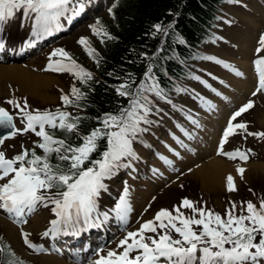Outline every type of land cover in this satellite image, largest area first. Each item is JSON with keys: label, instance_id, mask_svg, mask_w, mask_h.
<instances>
[{"label": "snow or ice", "instance_id": "snow-or-ice-1", "mask_svg": "<svg viewBox=\"0 0 264 264\" xmlns=\"http://www.w3.org/2000/svg\"><path fill=\"white\" fill-rule=\"evenodd\" d=\"M90 3L91 0H0V28L19 12L21 23L25 20L29 23L30 36L39 39L54 28L63 27L61 17L71 20ZM114 7L108 8L113 17ZM227 22L232 23L231 20ZM89 27L101 42L105 38L115 39L99 16ZM153 28L167 33L172 22L168 25L158 22ZM174 38L185 42L178 32L174 33ZM78 43L99 65L98 51L91 45L89 37L81 35ZM3 44L4 40L0 39V45ZM255 53L253 64L258 83L253 96L264 91V29L258 33ZM54 55L59 59H49L45 67L71 73L73 80L80 81L81 86L72 83L68 92L61 90L59 99L63 106L57 104L52 109H33L26 97L21 99L15 95L5 97L15 111L0 104V128L4 129L0 133V145L6 138L29 130L38 137L31 146L21 143L20 150L11 155L0 148V210L22 225L26 223L27 214L41 205H50L53 215L41 234L53 237L61 232H75L81 227H100L114 215L120 223L122 235L110 242L113 246L97 247L88 264H264V194L255 201H237L229 196L223 213L208 207L204 200L195 201L183 196L171 207H159L149 218L138 217L139 225L130 228L129 213L132 209L125 182L114 205L101 211L98 198L107 188L106 179L121 168L134 165V161L140 158L134 142L147 143L143 134L151 131V125L160 122V113L165 110L157 103V98L184 112L193 124L199 126V121L173 102L168 89L162 86L156 74L157 61L153 59L157 52L139 53V57L146 59V66L139 77L131 70L124 75L115 70L108 73L118 80L110 87L120 97L127 98V102L118 101V107L101 111L94 117L77 109L90 106L88 92L84 88L94 91L91 83L100 81H94V73L64 47L52 49L49 57ZM233 71L244 75L238 68L233 67ZM188 75L202 79L192 72ZM174 88L178 92L188 91L179 85H174ZM192 91L204 107H214L211 101ZM254 103L253 99H248L231 112L218 138V153L247 161L253 149L237 146L225 151V142L231 135L241 132L264 139V130H250L248 120L237 119ZM69 106H73V111H69ZM16 116L22 118V127H17ZM57 129L61 135L57 134ZM185 134L191 135L187 130ZM176 139L183 143L179 137ZM171 150L179 155L176 149ZM235 171L243 177L245 165L238 162ZM226 188L229 193L237 190L232 172L226 176ZM19 230L23 242L30 248L49 250L30 239L27 229L21 227ZM0 261L2 264H25L5 243H0Z\"/></svg>", "mask_w": 264, "mask_h": 264}, {"label": "rangeland", "instance_id": "rangeland-1", "mask_svg": "<svg viewBox=\"0 0 264 264\" xmlns=\"http://www.w3.org/2000/svg\"><path fill=\"white\" fill-rule=\"evenodd\" d=\"M240 5L237 6V8H233V12L235 14V22L233 21V27L229 29L228 31H224L226 36H233V43L228 46V48L223 47L221 49H216L217 51H222L221 54L225 59L223 61L226 62V64H230L231 68H222L221 75L219 76V79L221 80L220 83H215V88L219 89V92H215L214 89L212 90L214 93H210L207 97V100L211 101L214 106L219 101L216 98H219V95L222 97H227V99H224V102L219 104L217 103V110L214 113L212 108H206L203 104H199L196 114L193 116L196 117V119L200 122H202V119L205 118L206 127H199L193 128L194 130V137L188 136L187 140H193L194 144H200L201 142H204L205 145L201 146L200 149L197 150H181V153L184 157H189L190 161L184 165H182L179 161L175 160V166L176 167H184L179 169L176 172H170V171H164V173L169 174V180L165 182L160 187L154 188L150 184H142L141 190L143 192L147 189L149 191V195L147 196L145 201H142L139 206H135L140 209V216H144L145 218H149L152 216L159 207L161 206H172V204L177 203L181 197L188 196L191 199L195 198L196 201L198 197H202L204 201H206L208 204H212L213 207L222 209L226 205V201L229 196L231 198H238L242 197L244 195L249 196L248 190L253 187L256 189V186L258 185L261 187V189L264 191V169H261L259 167L250 166L248 169V173H246V177L244 179L235 180L237 184V190L229 193L226 188V183L222 186H212V187H206L204 188L203 185H201V182L199 178L194 174L191 173L190 170L194 169L196 166H200L202 162H205L207 160L212 159V155H215L216 157H219L226 162H239V160L232 159L229 157H225L220 153H215L214 147L217 140V134L220 130V127L223 125L226 117L221 118L220 120H210V117H216L217 115L224 113L225 110H234L237 107H239L242 103L246 102L248 99H253L255 101L252 108L246 110L245 113H242L241 116L237 119H246L249 121L248 128L250 130L256 131V130H264V120L262 119V113L264 112V91L257 92L253 96V92L255 91V88L257 86V83L253 82V77L251 81V87L250 89L246 91L237 90V86L239 85V81L242 80L241 78L250 77V68L248 67V58L253 49L255 50L257 46L258 41V33L264 29V0H239ZM99 14L106 16L105 10H102ZM98 14V15H99ZM20 13L18 12L16 14V18H12L8 22V26H12L13 29L16 30V33L20 36H23L24 33H21V30L24 29L27 26H24L25 23H21V17ZM18 21V22H16ZM110 21V18L107 20ZM25 22L28 23L27 20ZM29 25V23H28ZM90 24L88 25H82L77 30H73L67 35H64L62 40L59 42H54L48 47H45L40 52H35L33 55L29 56L28 58H25V60L17 62H11V63H21L23 65H27L30 62H34L39 64V66H35L36 71H39L41 69L44 71L45 64L43 62L48 61L49 59H59L58 55H54L52 57H49V53L52 51V49L62 46L67 51H69L73 57L80 63L85 66L90 64V61L86 56L84 55V48L82 45L78 43V38L81 35H85L89 37L90 42L95 39L97 41L100 40V38L95 35L90 27ZM8 27H2L0 28V33L5 32ZM11 30V29H10ZM9 30V31H10ZM26 30V29H25ZM28 30V29H27ZM250 41H247L249 40ZM232 39L231 37L226 38V42H230ZM240 49H242V52H240ZM213 51V50H212ZM214 52V51H213ZM218 53V52H217ZM239 62L242 64V67L246 66V68H243V71L245 69L246 71V77H241L240 79H237L238 74L233 71V67L238 68L240 71L241 66L239 65ZM4 64H11L10 62H1ZM199 63L203 67H205L208 72H216L218 73V62L210 60L209 58H205V60H200ZM33 66L32 64H30ZM38 67V68H37ZM34 70V69H33ZM35 71V70H34ZM46 73L50 74V77L52 78L49 80L48 85L41 90V93L45 98H40L36 94H28V93H22L20 91H12L10 93H1L0 94V104H3L4 106H7L9 110H14L11 105L7 103L5 100V96L8 95H21L25 96L29 99L30 103L33 106L36 107H43L47 104H54L57 102V98L60 95L61 90H66L67 83L69 80V73L67 71L64 72H57L54 69H48ZM204 77L206 80L213 82V79L211 76L204 74ZM57 78V79H56ZM251 78V77H250ZM54 80V81H53ZM190 84L193 85L196 89L200 90L203 93H207V87H202V83L200 80L197 79H190ZM13 90V89H11ZM239 92V93H238ZM221 93L223 95H221ZM217 95L216 98L214 96ZM178 99H180L183 103L193 106L191 101V96L188 93L180 94L177 96ZM225 101H228L225 103ZM234 103V104H233ZM233 104V105H231ZM219 106L222 108L219 109ZM220 110V111H219ZM209 119V121L207 120ZM23 126V120L19 117L17 119V127ZM204 126V125H202ZM223 125L222 127H224ZM221 133L219 132V136ZM150 138L151 136L148 135ZM35 133L31 132L30 130L26 133H17L14 137H11L3 142L2 145H0V148H3L6 152V154L11 155L14 152L20 150L21 143H23L25 146H30L32 144V141L37 139ZM152 139V138H151ZM141 142H137V144H140ZM210 143L209 151H205L204 147ZM161 146V145H160ZM246 147L251 148L253 151L249 155L248 161H241L242 163L246 162H255V163H264V139H261L260 137L252 136V135H246L243 132L233 134L229 137L227 143L225 144V151L231 150L234 147ZM168 162L163 163V165L160 163L158 165L159 168H164L165 165H167ZM248 164H254V163H248ZM157 166V164H154ZM121 172V169L112 177H109L106 179L105 183L107 184V188L111 187L110 181L111 179H115L119 176ZM175 174V176L171 177L170 174ZM157 180L165 179L168 177L163 176V171H159L156 174ZM144 183V182H143ZM137 185L136 187H138ZM135 187V188H136ZM106 188V189H107ZM134 188V189H135ZM133 189V190H134ZM132 190V191H133ZM104 191V190H103ZM103 191L101 192L100 197L98 200H102L103 198ZM139 195L136 198L142 197V191H140ZM153 197L155 199L153 200ZM150 205V206H149ZM134 207V208H135ZM149 207V208H148ZM42 208V209H41ZM51 206H48L49 215L52 217V213L50 211ZM39 213L44 212L46 214L44 223L42 221V226L38 229L37 227H30V239L37 240L39 239V234L41 232V228H44L45 224L48 225V217H47V209L46 206L42 205L37 208ZM7 215L4 212H0V217ZM32 216V213L29 214L27 217L28 224L30 225L32 223V219L30 220V217ZM47 221V223H46ZM3 222L0 221V240H3L6 242L16 253L17 256L23 258L24 260H27L31 262L32 264H44L42 261V258H40L38 252H32L28 248H26L22 241L19 239V234L17 235L16 242L14 239H12L10 236H8V228H4ZM25 226V225H24ZM138 224H131L130 228L137 227ZM17 228V227H16ZM18 229V228H17Z\"/></svg>", "mask_w": 264, "mask_h": 264}, {"label": "trees", "instance_id": "trees-1", "mask_svg": "<svg viewBox=\"0 0 264 264\" xmlns=\"http://www.w3.org/2000/svg\"><path fill=\"white\" fill-rule=\"evenodd\" d=\"M221 2L227 3L226 0H115L110 6L115 5V16L109 13L112 24H107L113 30L114 23L115 39L103 41L102 51L98 53L99 65L91 58L97 73L94 81L100 82L91 83L94 91L84 88L90 102L87 110L98 115L101 111L118 107V101L126 102V98L120 97L110 87L118 80L108 73L115 70L124 75L131 70L139 77L146 66V59L139 57L141 52H157L153 59L157 61L156 74L159 77L184 73V67L192 65L199 56L197 49L207 40L206 27L211 25ZM158 22L162 25L172 22V28L167 33L158 32L153 28ZM177 32L183 35L185 42L174 38ZM72 83L76 82L71 81L70 86ZM76 84L81 86L80 82ZM261 194L264 191L257 185L256 195L259 197Z\"/></svg>", "mask_w": 264, "mask_h": 264}, {"label": "bare ground", "instance_id": "bare-ground-1", "mask_svg": "<svg viewBox=\"0 0 264 264\" xmlns=\"http://www.w3.org/2000/svg\"><path fill=\"white\" fill-rule=\"evenodd\" d=\"M16 22H18V21H16ZM19 30H22V29H19ZM23 33L25 34V32H23ZM247 41H250V39ZM240 52H242V49H240ZM47 62L48 61L43 62L45 64V66H46ZM30 64H32L33 66H31ZM35 66H39V64L34 63V62H30L27 65H23L21 63L4 64V63L0 62V94L1 93H8L9 89H13L16 91L18 90L22 93L36 94L40 98H43V97L45 98V96H43V94L41 93V90H43V88L48 85L49 80H51L52 78L50 77V74L46 73L47 68L46 69L44 68V71H42L41 69H39V71H36ZM243 68H246V66H244ZM246 70H248V69L246 68ZM242 72L244 73V75H242V76L246 77L245 69H244V71L242 70ZM241 79L242 80L239 81V85L236 87L237 90H241L244 92V91L250 89L251 81H252L251 78L246 77V78H241ZM219 102L220 101H218L217 103L219 104ZM227 102L228 101H225V103H227ZM217 103L215 104L216 106L212 107L214 113L217 110ZM220 108H222V107L219 106V109ZM225 113H226V117H225V121L223 123V125H225L226 124V118L229 115V110H225L224 113H221V114L217 115L216 117H210V120H220L221 118H223L225 116ZM261 117L264 120V112L262 113ZM199 127H201V126H199ZM193 133H194V131H193ZM192 137H194V134ZM179 138H180V141L183 142V143H181L178 141L180 146L177 145L173 141V139H165V142L167 143L170 151L166 150L164 147H161L160 152L165 157L168 158L167 160H165V159L160 160L154 156H150V158L146 157V160L148 161V163H150L151 165L161 163L163 165V163L171 161V163L168 162V165L172 164L173 166H175L176 165L175 160H177L182 165H184L190 161V158L184 157L181 153V150H190V149L197 150V149H200L201 146L205 145L204 142H201L200 144H194L192 139L191 140H184L183 136H179ZM209 145H210V143H208L204 147L205 151L210 150ZM173 148L176 149V151L179 153V155H177L176 153H174L171 150ZM142 153H144V155L146 156L145 151H143ZM211 158L212 159L200 163L202 165L196 166V167H194V169L191 170V173H194L199 178L201 185H203L204 188L212 187V186H222L223 184L226 183V176L229 172H232L233 176L235 177V180H238V179L242 180V179H244V177H246V173H248L247 171L250 168V166H255V167L257 166L261 169H264V163H255V162L243 163L245 165V172H244L243 177H241L240 174L235 171V165L238 162L237 163L233 162V161L232 162H229V161L226 162L225 160H223L219 157H216L215 155H212ZM239 163H242V162H239ZM248 163H254V164H248ZM168 165H165L164 168H159V166H156V165H154V166L159 171H163V176L168 177L169 174L164 173L165 170L169 171V169L167 167ZM155 168H154V170H155ZM170 172H172V171H170ZM133 184L134 185H133L132 190L137 185H139V183H137L136 181H133ZM142 184H145V183L142 182ZM140 191H142V197L136 198L139 195V193H141ZM133 193H134V196H131V198H130L131 209H133L135 206H139L140 203H142V201H145L147 196L149 195V191L147 189L144 192H143V190H141V185L136 187L133 190ZM32 217H33L32 223L30 225L28 223L22 224L20 226V228L24 227L25 229L28 230V232L30 231L29 230L30 227H33V228L37 227L39 229L42 226V221L44 223L46 214L44 212H41V213L34 214ZM0 221H2L4 223L3 224L4 228L5 227L8 228L7 229L8 236H10L16 242L17 235L20 232V230H19L20 228L17 229L15 224L8 222L3 217H0ZM39 257L42 258V261L44 262V264H69V263L65 262L63 259H60L56 255H53V254H41ZM71 264H76V263H71Z\"/></svg>", "mask_w": 264, "mask_h": 264}]
</instances>
